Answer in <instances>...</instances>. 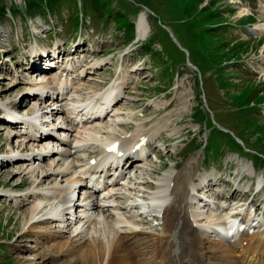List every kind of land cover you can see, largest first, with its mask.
<instances>
[{
	"label": "rangeland",
	"instance_id": "1",
	"mask_svg": "<svg viewBox=\"0 0 264 264\" xmlns=\"http://www.w3.org/2000/svg\"><path fill=\"white\" fill-rule=\"evenodd\" d=\"M81 1L84 8L79 6L78 0H53L49 4L50 13L43 14L41 8L33 13H25L22 0H0V8L6 7L10 11H13L12 7L16 3H22L19 8H14V13L8 11L0 16V47L7 50L6 55L0 53V98L5 102L24 104L21 108L31 115L33 107L29 108L27 103L32 100L27 99L21 103L30 86L29 82H37L51 73V76L62 73L57 74V68H52L50 71L38 72L43 77L30 78L34 72L26 69L25 55L17 48L16 42L21 36L32 38L31 28L35 27L43 40L61 36L62 40L67 41L65 49L68 50L77 43L76 36L80 32L87 34V51L81 52V56L86 54L89 63L103 61L104 65L100 71L89 75L93 81L88 77L83 79V82L88 83L84 92L89 91V86L103 90L99 87L118 77L122 67L124 75H120L118 80L129 82L117 108L131 123L122 125V128L116 126V132L118 135L127 132L132 134L135 129L142 127L141 122H145V127L152 125L145 130H156L153 138L160 141H156L153 146L161 158H156L152 153V165H149L146 172L147 179L154 181L157 177L161 178L165 174L163 172L170 170L174 174L179 173V179L175 181L183 183L178 186L174 181V186L185 189L184 185L190 188L192 181L198 182L201 176L213 173L221 176L219 180H224L221 183L222 189H215V196L224 199V193L231 196L237 186V179L242 172L238 168L239 161L252 164V158L254 177L243 175V187L239 183L236 188L241 193L235 189L233 195L236 194L238 200L244 199L247 208L251 209L248 212L253 213V192L244 195L250 181L254 185L258 179L264 180L263 158L252 155L253 152L264 154V75L257 72L264 66V54L261 51L264 47V32L251 31L248 27L254 29L264 25V0ZM75 3L78 8L74 7ZM248 12L253 13L254 17H246L244 13ZM143 13L148 16L150 35L143 41L135 42L136 32L133 40L132 22L138 14L136 25ZM76 19L82 21L79 31L73 28ZM78 57L80 55L75 61H78ZM67 61L74 60L63 55V65ZM210 118H215L218 124L210 123ZM54 119L59 118L51 116V123L55 122ZM1 128L0 159L10 156L4 166L0 164V264H62L53 259L46 262L41 259V255L48 251L47 237L41 236L38 239L35 233L43 228L53 231L61 228L63 240L68 241L77 237L74 235L75 228L62 229L61 223L53 221L42 223L32 233L25 230L23 218L33 206L32 199L28 203V198L12 199L3 196V193L12 189L18 194L10 193L23 197L34 187L32 184L35 177L42 179V176L38 171L35 177L19 172L28 166L33 169L37 164L21 161L17 165V155L12 158L13 154L19 155L22 152L28 158L32 147L19 150L18 140L12 135L8 137L12 131L6 126ZM207 134L205 155L203 151H193L196 145L206 139ZM174 165L176 167L172 168ZM48 170L44 168L41 172L46 174ZM206 177L213 179L216 176L208 174ZM62 179L50 176L44 187L56 182L62 184ZM14 186H19V190L14 189ZM186 192L189 193L187 189ZM255 198L260 204L259 218H262L264 189ZM230 202L227 205L216 203L215 213L208 216L219 218L229 208L243 204L234 205ZM218 206H224V211L217 209ZM183 211L184 215L189 214L186 213L187 201L186 210ZM175 219V216H171L170 223ZM140 227L154 232L162 231L160 226H153V222ZM210 236L215 238L213 234ZM183 249L181 245L177 253L181 254Z\"/></svg>",
	"mask_w": 264,
	"mask_h": 264
},
{
	"label": "bare ground",
	"instance_id": "2",
	"mask_svg": "<svg viewBox=\"0 0 264 264\" xmlns=\"http://www.w3.org/2000/svg\"><path fill=\"white\" fill-rule=\"evenodd\" d=\"M256 27L253 30L264 32V25ZM135 31L136 42L149 35L147 14L143 13L139 16ZM82 48H85L84 44L77 45L76 54ZM261 51L264 54V47ZM70 55L73 58L75 54L68 56ZM38 59L47 60L43 56H39ZM86 59L87 57H78L75 63L62 67L61 56L58 54L57 57L49 59L52 61L48 63L50 66L47 69L42 68L35 60L34 64L28 67L34 72L30 78L43 77V74L38 72L50 71L49 68L58 66L62 69L57 74L61 71L62 73L41 82H32L29 79L30 86L21 103H25L27 99L32 100L27 105L29 108L33 107L34 114L18 118L7 126L9 131H12L8 137L12 135L18 140L19 150L22 147H32V150L29 149L32 152L29 153L28 158L19 151L21 153L17 155V165L21 164V161L37 164L33 169L26 166V169L22 168L19 172L35 177L38 171L42 176V179L35 177L32 184L34 187L23 197L13 195L11 191L3 193V196L15 199L28 198V203L29 199H32L31 206H33L23 218L25 230L32 233V230L42 223L53 221L61 223L62 229H68L74 224V235L77 237L68 241L63 240L61 228L57 231L43 228L35 233L38 239L41 236L47 237L48 251L41 255V259L45 262L53 259L62 264H264V222L258 221L257 227L249 224L248 228H252V232L248 229L239 232V229L225 226L233 225L236 219L233 213L238 211L237 206L229 208L228 212L216 219L208 216L204 211L192 213L193 210H188L186 213L189 214L184 215L183 207H179V204L182 202L186 188H176L174 183L171 184L176 178L179 179L178 174H173L172 171L164 172L165 174L163 173L164 175L155 181L154 188H146L149 182L146 172L152 161L148 160V157L141 158L142 149L137 146L142 141H146L149 146L153 145L156 130L155 128L145 130L141 127L135 129L132 134L127 132L118 135L115 127H121L129 122L125 116L123 117L124 113L117 108L122 99L121 93L128 86L124 87L115 81L110 86L103 87V90L89 86V92L85 93L88 83L83 82V79L97 73L104 65L103 61L89 63V58L88 61ZM257 72L264 75V66ZM47 87L53 90L44 94ZM101 99L103 104L96 107ZM23 105L21 104V107ZM51 115L57 116L56 118L60 120L56 121L57 123L44 124L47 122L44 119H48ZM83 117H86L83 122L85 124H80L79 119ZM87 123L90 124L88 127L85 126ZM112 143L116 144L114 152L116 155L108 157L109 153L105 147ZM9 156L0 159L1 166L5 165ZM57 157L60 158L56 161ZM114 159L119 173L116 177H112V168H106V165L113 164ZM46 164L48 165L44 167ZM44 168L49 169L46 174L41 172ZM239 168L249 173L254 170L246 162L239 163ZM129 170L132 172H128ZM50 176L64 178L60 180L62 184L55 181V184L44 187ZM89 176L95 178L94 186L101 184V177L109 178L104 182L103 193L106 196L103 199H99L94 195L95 191L85 186ZM205 179L210 180L212 177H203L200 181ZM217 184V182L209 183L206 191L216 192ZM56 188L59 189V193L54 197L50 196ZM75 189L80 196L75 200L74 207L78 208V213L74 208L75 221L71 224L69 207L64 206L57 198H64L65 195H61L62 190L69 194ZM233 193L232 196H236ZM238 193H241V190ZM186 195L193 196V193L186 192ZM140 201L159 202L165 205L162 221L159 223L162 229L160 233L141 228L138 219L133 217L131 211L142 209L136 208ZM213 204L216 205L215 199L209 198V201L204 202L203 208L213 207ZM235 204L241 205L238 202ZM189 208L191 204L187 201V209ZM223 208L224 206L217 207L221 211H224ZM148 211L152 212L151 209ZM244 212L247 221L249 219L256 221V218H253L255 214L250 211ZM171 216L176 217L172 223L169 221ZM193 217L201 223L200 227L194 225ZM216 227L224 231L227 236L232 231L233 233L226 241L211 238L209 233L215 231ZM236 230L237 232L234 233ZM181 245L184 249L178 254Z\"/></svg>",
	"mask_w": 264,
	"mask_h": 264
}]
</instances>
